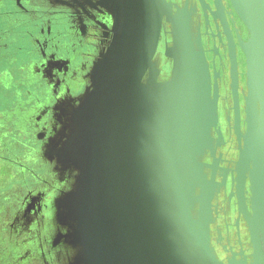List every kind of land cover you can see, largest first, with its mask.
Wrapping results in <instances>:
<instances>
[{"label":"water","instance_id":"1","mask_svg":"<svg viewBox=\"0 0 264 264\" xmlns=\"http://www.w3.org/2000/svg\"><path fill=\"white\" fill-rule=\"evenodd\" d=\"M230 1L249 30L248 41L240 39L246 56L243 115L232 74L239 149L232 195L249 228L250 258L242 251L224 261L211 242L217 182L214 174L208 177L204 159L224 136L201 26L187 5L123 0L118 61L107 73V111L92 126L96 134L81 137L80 152L74 149L79 136L54 152L76 170L54 214L78 250L73 264H264V1ZM162 32L163 54L172 62L164 81L155 64ZM193 85L197 109L189 100Z\"/></svg>","mask_w":264,"mask_h":264},{"label":"flooded vegetation","instance_id":"2","mask_svg":"<svg viewBox=\"0 0 264 264\" xmlns=\"http://www.w3.org/2000/svg\"><path fill=\"white\" fill-rule=\"evenodd\" d=\"M168 1L173 3L174 8H176L175 5L182 7L187 5L186 8L192 12L195 21L200 24L202 41L211 68L212 84L218 93V126L221 128L224 141L213 156L208 153L204 159L209 165L206 169L209 172L208 177L212 178L214 174L215 180L221 181L219 184L217 183L211 203V242L213 246L215 245L214 248L218 257L224 261H227L233 254L240 258L242 251L250 258L253 247L249 228L243 214H240L237 207L236 195H232L233 189L235 191L233 177L239 149L234 132V94L230 55V37H232L238 64V92L243 115L244 92L246 90V56L240 45V39L246 41L249 32L230 0H221L219 6L216 5L215 0H206L207 9L204 8L200 0ZM11 4V11L18 14H29L31 19L38 18L37 20L45 22L48 27L56 26V21L59 22L60 26L65 27L64 34L50 36V40L46 41L42 50V61L45 62L43 71L48 75L50 85H53L52 93L54 95L48 96L50 99L48 105H43L38 109L39 118L34 120L31 127L37 131L38 135H42L46 130L49 134L55 125L57 113L60 112V110L52 109L57 105L59 97L65 96L66 92H71L72 95L77 94L88 84L87 74L90 71L92 61L109 45L113 37L114 12L110 11L106 0H11ZM165 39L166 37L162 32L158 51L162 50ZM52 45L61 49L65 58L57 57L56 52L52 51ZM77 54H79V58L76 57ZM56 58L59 59L56 60ZM47 63L50 64L48 68L46 67ZM57 66L59 69L56 68ZM55 70L59 72L58 76ZM242 129H245L243 116ZM214 135L217 136V133ZM44 137L41 136V139L37 141L39 149L41 147L40 140ZM41 149L40 156H44ZM29 154L33 157L34 151ZM219 159L223 168L218 169V171L216 163ZM55 166L54 163L52 165L51 162L46 161L42 169L39 168V170L42 172L52 171ZM33 177H31L32 180L38 183L39 181ZM60 185H69V183L64 181ZM39 187L37 190H31V187H27L21 197L12 198L13 204L8 201L4 209L8 212L6 220L9 222L11 219L14 222L11 221L10 224H6L5 230H7L8 235L25 236L20 241L22 242L21 256L18 257V259L22 258V262L19 260L20 264H32V257L36 254H39L40 260L36 261L35 264H60L62 261L60 259L67 258L68 255L72 254V251L68 244L66 246L63 243L52 248L53 241L57 240L56 234L58 232L61 234L64 230L57 231L56 228L52 227V233V230L49 231V229H46V232L43 231L42 228L47 224L50 226V221H52V216H50L53 206L52 195L46 197V194L50 190L55 191V189L52 188L50 180H46ZM247 188L249 189V185ZM50 248L52 249L50 250ZM23 258L27 259L26 263ZM18 259L16 260L18 261Z\"/></svg>","mask_w":264,"mask_h":264},{"label":"rangeland","instance_id":"3","mask_svg":"<svg viewBox=\"0 0 264 264\" xmlns=\"http://www.w3.org/2000/svg\"><path fill=\"white\" fill-rule=\"evenodd\" d=\"M122 1L106 0V4L109 5L110 11L114 12L115 16L113 37L107 48L92 61L87 74L88 84L77 94L72 95L71 92H66L65 96L59 97L57 105H54L55 108L50 106L53 110H60L57 113L55 125L49 134L46 130L42 135H38L31 125L35 119L39 118L38 109L43 105H48L50 102L48 96L54 95L52 93L53 85H50L49 77L43 71L45 62L42 61V50L46 41L50 40V36L64 34L65 27L60 26L56 18L53 22L56 21L57 25L53 24V27H48L45 22L37 20L38 18L31 19L29 14H18L11 11V0H0V264H20L19 260H22L18 257L21 256L22 249L20 241L25 236L8 235L5 226L12 220L7 222L6 217L3 221L1 219L3 209L10 198L21 197L24 194L23 191H26L22 181L32 180L33 176L35 180L37 179L36 181H39L38 183H41H36L37 185H42L46 180H50L52 188H56L57 196L60 193L63 195L64 188L60 183L66 181L71 185L75 179L76 170L72 167L69 168L68 162L70 161L63 162L54 152L61 150L71 136V139L79 136L76 140L80 139V141L74 144V149H79L80 152L83 144L81 137L86 132L89 135L90 132L96 134V129L95 127L93 129L92 126L95 125L97 116L104 109L105 112L107 111V91L112 86L108 82L107 73L111 72V66L118 61L117 40L120 38L121 32L118 8L122 6ZM164 44L162 50L157 51L155 55L156 68L161 70L158 76L160 81L169 78V71L172 68V62L163 54ZM52 48L57 57L65 58L61 49L54 46ZM77 55L76 57L79 58V54ZM49 65L47 63L46 67L48 68ZM56 68L59 69L58 66ZM56 70L58 76L59 72ZM210 81L212 84L211 68ZM41 136H45L40 140V149L42 148L44 156H40L37 143ZM88 139L86 138V140ZM92 141H88L87 146L91 145ZM90 149L89 147L88 152ZM33 151L34 156L31 157L29 153ZM209 153L213 156L211 152ZM46 161L51 162L52 165L54 163L56 166L52 171L42 172L40 170L37 172L39 168L42 169ZM29 176L31 177L29 178ZM50 195H52V199L54 191H48L46 197ZM56 198L58 199V197ZM23 259L25 260V258ZM26 261L27 259L25 263Z\"/></svg>","mask_w":264,"mask_h":264},{"label":"crops","instance_id":"4","mask_svg":"<svg viewBox=\"0 0 264 264\" xmlns=\"http://www.w3.org/2000/svg\"><path fill=\"white\" fill-rule=\"evenodd\" d=\"M34 156V155H33ZM32 157V156H31ZM38 171H40V170H38ZM23 183H22V185H23V187L25 188V189H27V187H31V188H34V190H35V188L36 189H38V188H40L39 186L40 185H37L36 183H35V181L34 180H30V179H25V180H23L22 181ZM18 185V184H17ZM16 186V185H15ZM63 188H64V190L62 191V192H66L68 189H69V187H70V184L69 185H61ZM54 189H55V191H54V196H53V198H52V202H53V206H52V213H51V215L50 216H52L51 217V219H52V221H50V223H51V225L49 226V224H47V225H45V227H43L42 229H43V231L44 232H46V229H49V231L50 230H52L51 231V233L53 232V229H52V227H54V228H56L57 229V231L58 230H64L61 234H59V232L55 235L56 237H57V240L56 241H53V246H52V248H56V246H58L59 244H65L66 246H67V244L69 245V247H70V250L72 251V254L71 255H68L67 256V258H61L60 260H62L61 261V263L60 264H73V261H71L72 259H73V256L76 254V252H78V250L77 249H75L74 247H72L70 244H69V242H68V240H67V238H66V234H67V232H68V230H67V227H65V226H63V225H61L57 220H55V218H54V214H55V212H56V203H57V201H58V199L56 198V197H60L61 196V193H60V195L59 196H57V193H56V188L54 187ZM23 193H24V191H23ZM12 200L13 199H10V202L9 203H11V204H13V202H12ZM8 216V212L7 211H5L4 209H3V212H2V214H1V219H2V221L4 220V218L5 217H7ZM41 233V232H40ZM43 234V233H42ZM54 236V237H55ZM65 246V247H66ZM52 248H50V250L52 249ZM22 250V249H21ZM54 250V249H53ZM53 252H55V250L53 251ZM37 255V254H36ZM36 255H33V257H32V260H33V263L32 264H35V262L36 261H39L40 260V257H39V254L36 256ZM56 263V262H55Z\"/></svg>","mask_w":264,"mask_h":264},{"label":"bare ground","instance_id":"5","mask_svg":"<svg viewBox=\"0 0 264 264\" xmlns=\"http://www.w3.org/2000/svg\"><path fill=\"white\" fill-rule=\"evenodd\" d=\"M264 1V0H263ZM120 2H121V0H120ZM121 5V4H120ZM230 45H231V59H232V61H231V73L234 75V77H236V78H238V64H237V60H236V53H235V45H234V42H233V40H232V37H230ZM197 89H196V87H195V89H194V85L192 86V88H191V90H190V97H189V100H190V103H191V106H192V108L193 109H197V104H198V92L196 91ZM224 163V162H223ZM216 165H217V170L218 169H222L223 167H221V160L219 159L218 161H217V163H216ZM228 167H229V165H227ZM219 171V170H218ZM216 181V180H215ZM218 184L221 182H219V181H216ZM222 185V184H221ZM222 187V186H221ZM218 189H219V187H218ZM225 189V188H224ZM222 190V189H221ZM222 193V192H221ZM216 196H217V194H216ZM215 196V197H216ZM217 198V197H216ZM225 199H226V196H225ZM217 201V200H216ZM218 202V201H217ZM214 204H215V202H214ZM225 204V203H224ZM226 206V205H225ZM224 206V207H225ZM213 207V206H212ZM222 209H224V208H222ZM226 210V209H225ZM224 211V210H223ZM224 218V217H223ZM227 219V218H226ZM216 220V219H215ZM212 223V222H211ZM213 226V225H212ZM215 226V225H214ZM224 229V228H223ZM214 231V230H213ZM226 233V232H225ZM244 234V233H243ZM216 235V234H215ZM225 235V234H224ZM212 236V235H211ZM227 238V237H226ZM219 242V241H218ZM222 242V241H221ZM215 246V245H214Z\"/></svg>","mask_w":264,"mask_h":264}]
</instances>
